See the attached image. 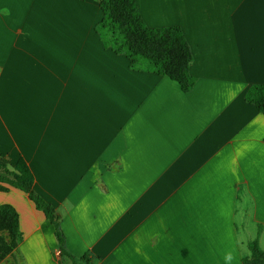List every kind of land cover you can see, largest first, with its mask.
<instances>
[{
    "label": "crops",
    "instance_id": "crops-1",
    "mask_svg": "<svg viewBox=\"0 0 264 264\" xmlns=\"http://www.w3.org/2000/svg\"><path fill=\"white\" fill-rule=\"evenodd\" d=\"M178 26L193 87L105 47L100 0H0V153L22 157L93 264H243L264 249V0H135ZM20 238L0 264L63 263L27 193L0 190Z\"/></svg>",
    "mask_w": 264,
    "mask_h": 264
},
{
    "label": "trees",
    "instance_id": "trees-1",
    "mask_svg": "<svg viewBox=\"0 0 264 264\" xmlns=\"http://www.w3.org/2000/svg\"><path fill=\"white\" fill-rule=\"evenodd\" d=\"M102 20L96 25L105 47L126 55L130 66L167 76L176 81L182 91H189L195 78L189 74L192 54L187 40L178 26L148 27L141 19L135 0H100ZM245 99L264 115V84H252ZM34 176L22 157L12 162L6 153H0V190L17 188L33 201L53 225L63 263L93 264L90 253L72 255L65 247L61 216L53 205L33 189ZM20 238L18 213L4 203L0 205V260L8 254ZM249 255L243 264H264V249L256 242L249 245Z\"/></svg>",
    "mask_w": 264,
    "mask_h": 264
},
{
    "label": "rangeland",
    "instance_id": "rangeland-1",
    "mask_svg": "<svg viewBox=\"0 0 264 264\" xmlns=\"http://www.w3.org/2000/svg\"><path fill=\"white\" fill-rule=\"evenodd\" d=\"M249 254L246 255V257L248 256Z\"/></svg>",
    "mask_w": 264,
    "mask_h": 264
}]
</instances>
